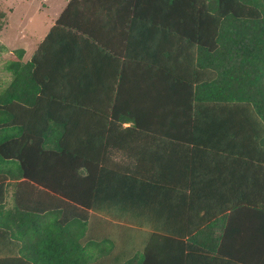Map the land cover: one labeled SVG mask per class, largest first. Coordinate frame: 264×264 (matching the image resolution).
Here are the masks:
<instances>
[{
	"label": "trees",
	"instance_id": "1",
	"mask_svg": "<svg viewBox=\"0 0 264 264\" xmlns=\"http://www.w3.org/2000/svg\"><path fill=\"white\" fill-rule=\"evenodd\" d=\"M108 5L124 6L113 18L141 20V112L130 99L129 111L109 113L108 92L96 107L91 91L70 89L89 86V70H27L21 49L4 64L0 264H224V252L196 248L199 235L141 221L159 189L153 172L109 149L138 132L217 134L226 154L234 147L242 167L264 173V0H69L38 51L84 33ZM242 205L262 207L264 223V202Z\"/></svg>",
	"mask_w": 264,
	"mask_h": 264
},
{
	"label": "crops",
	"instance_id": "2",
	"mask_svg": "<svg viewBox=\"0 0 264 264\" xmlns=\"http://www.w3.org/2000/svg\"><path fill=\"white\" fill-rule=\"evenodd\" d=\"M12 1L0 0V20L11 17ZM68 1L33 49H21L24 52L22 62L28 63L27 70H89V86L76 83L70 89L91 91L93 100L89 104L96 107L103 104V92H108L106 106L109 113L121 116L129 111L130 99L136 100V109L141 112L139 77L144 70L141 65V20L131 23V20L113 18L111 13L118 10H109L123 9V5L103 7L106 10L101 11L106 13L81 24L84 33L61 32V36L46 42V46L38 51ZM10 53L9 59L14 57V51ZM76 78H79L77 71ZM11 79L8 73V82L0 83V89ZM131 124L122 121L121 129ZM119 137L124 142L109 149L114 160L132 168L137 164L143 176V172L147 175L146 172L152 171L153 185L159 187L153 204L141 207V221L153 219L158 234L199 235L200 244L196 248L224 252V264H264V223L260 222L256 211L262 207L242 205L264 202L262 168L255 167L256 164L242 167L234 147V154H226L225 142L217 134L199 137L174 131H154L131 136L137 141H127L131 137L126 135ZM131 142V150L137 156L135 163L128 157L131 154L127 143ZM144 181L142 178L141 182ZM226 205L230 207L226 208Z\"/></svg>",
	"mask_w": 264,
	"mask_h": 264
},
{
	"label": "rangeland",
	"instance_id": "3",
	"mask_svg": "<svg viewBox=\"0 0 264 264\" xmlns=\"http://www.w3.org/2000/svg\"><path fill=\"white\" fill-rule=\"evenodd\" d=\"M67 0H13L11 17L0 20V83L8 82L4 64L12 56L10 51L32 50ZM0 89V93L3 91Z\"/></svg>",
	"mask_w": 264,
	"mask_h": 264
}]
</instances>
